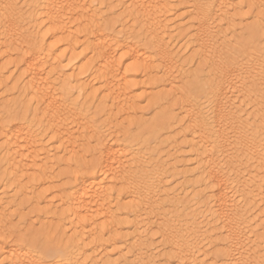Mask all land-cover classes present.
Instances as JSON below:
<instances>
[{"label": "bare ground", "instance_id": "6f19581e", "mask_svg": "<svg viewBox=\"0 0 264 264\" xmlns=\"http://www.w3.org/2000/svg\"><path fill=\"white\" fill-rule=\"evenodd\" d=\"M170 1L172 0H30L28 4H24L25 7L17 8L12 0H0V91L3 90L2 95L0 92V165L4 168V180L10 185L16 184V194L11 195L12 197H7L5 192L0 193V236L9 234L17 238L24 232L25 229H18L20 221L17 228H10L13 224L8 222L9 213L5 212L6 206L11 205L13 208L10 202L21 196L22 204L24 202L31 205L28 206L32 207L39 225L38 231H31L34 233L27 234L21 240L33 244L30 249L23 246L27 245L25 242H0V264H29L31 260H42L43 264H155L158 261L152 260L153 255L152 259L142 256V251L147 249L144 238L148 235L151 238L158 236L159 244L169 247L162 255L158 253L163 264H261L264 261V63L260 65L254 61V66L252 64L243 69L232 56L239 49V55L242 54L241 51L246 54L248 49L244 39L238 42L241 40L240 34V37L236 36V32L240 30L236 23L243 21L240 10L246 8L242 6H259L257 3L261 0H253L252 3V0H240V7L239 1L236 6L233 0H196L191 5V12L188 8L193 24L189 23L193 36L191 43L195 46L193 57H203L200 64L209 63L211 72L206 77V83L200 80L204 76L196 75L198 72L183 75V79H190V82H185L188 84V88L184 85L186 90L182 86L180 88L187 91L186 97L187 94L190 96L189 92L203 93L209 88L207 97L213 103L212 112L210 111L212 116L208 115L212 119H209L211 124L210 121H207L209 124L203 123L199 115L198 121L195 118L191 120V124L188 121L190 129L186 133L191 137L188 146L189 150L194 149V172L198 170L192 191L189 190L190 193H184L183 196L173 194L172 200L166 199L171 201L166 205L163 201L168 193L164 194L162 191V195L159 191L150 190L156 185L159 175L156 174L148 181V165H142L140 153L131 149L132 145L139 146L140 143L143 148L148 146L146 141H142L145 137L142 133L132 134V127L134 130L156 132L153 139L157 140L166 136L167 133L162 135L165 126L169 127L167 125L173 120L176 124L181 122L184 115H194L183 108V116L177 117L174 107H171L175 96L178 93L181 96L184 94L181 90L174 92L176 80H179L177 78L183 74V70L182 66L177 65L176 57H171L168 50L167 38L171 32L168 25L171 20H167V15L171 12ZM6 4L13 7L5 9ZM102 5L106 8L104 12L100 7ZM119 6L123 9L120 14L116 10ZM244 20L246 23V19ZM262 20L264 13L257 16L254 25H246L254 35L257 34L256 37L262 33L261 30L264 31L259 25ZM126 21L131 22L128 23L130 27L128 24L126 27ZM244 27L241 33L247 32L243 31ZM230 35L232 39L234 36L239 38L237 42L241 47L235 51L233 46L232 53ZM77 45L82 47V51L74 55ZM61 46L64 50L58 52ZM261 49H257L259 53ZM67 56V63H75L74 67L76 62L80 64L78 70L81 78L85 74L87 77L88 74L91 76L88 83H81L82 80L76 74H65L69 66L60 65ZM244 57L246 60L250 58ZM208 58L212 61H208ZM257 58L259 63L264 61ZM75 70L77 71L76 68ZM160 72L161 77H157ZM96 85L98 87L94 88ZM162 85L163 89H169L157 92L156 102L150 109L151 113L162 111L166 114L157 123L155 119H145L146 112L138 110L137 104L142 99L140 96L143 97ZM137 89L141 91L134 96ZM253 93L255 100L250 106L251 110H248L245 102L249 103ZM10 96L15 98L7 102ZM94 105L95 117L106 115L108 122L105 124L108 126L114 122V110L127 115L125 126L121 123L112 126L115 128L113 133H119L116 134L118 136L112 133L115 137L112 143L104 142L100 128L104 125L102 117L101 120L98 118L102 123L97 124L96 118L91 119L86 114ZM81 106L83 110L80 109ZM138 111L143 114L138 113L140 117L133 119L132 115ZM115 119L117 120L116 116ZM203 126H210L208 130L211 131V140L207 138L208 135L204 136ZM110 128L109 126V130ZM159 130H162L161 134ZM47 137L53 146L51 150L43 147L42 140ZM146 148L150 149L149 146ZM58 151L66 154L63 155L64 158L68 155V158L56 157L61 153ZM53 152L56 154H51ZM61 165H65L67 172L60 174L62 169H57L56 174L64 179L60 187L53 188L52 184L55 182L51 181L56 176H51L54 167L61 168ZM185 165L188 164L173 166V170L179 171L178 168ZM183 170L182 168L178 173L186 176L188 171ZM24 180L27 182L22 184ZM140 180L143 183L138 185ZM2 182L4 183L3 180ZM47 184V188L41 192H37L39 188L37 191L33 190L32 185L44 187ZM28 187L37 193L32 192L29 196L31 190ZM141 193H144L143 196ZM50 196L48 205L46 201ZM52 200L56 202L53 203ZM42 201L47 204L44 211L39 207ZM192 202L198 204L200 210L205 209L204 212L202 210V214L206 215L201 223H197L201 220H197L201 212L197 215L193 207L184 220L189 225L183 228L184 225L183 229L177 221H174L175 224L164 222L165 219L161 221L164 216L163 206L170 209L175 205L184 207ZM54 204L55 207H52ZM16 206L18 209L19 205ZM190 207L188 208L191 209ZM184 210L186 211V207ZM19 213V218H22ZM11 214L14 216L13 212ZM41 214L50 217L44 219ZM154 218L162 222L156 228L155 223L152 224ZM151 226L156 229L154 232ZM44 240L53 242L51 246H46ZM155 246L154 248L158 247ZM130 248L133 251L136 248L137 253L132 255L130 250L129 258L125 251ZM163 249L166 250L165 247ZM110 253L117 258L114 261H104L105 257H111Z\"/></svg>", "mask_w": 264, "mask_h": 264}, {"label": "rangeland", "instance_id": "374dc122", "mask_svg": "<svg viewBox=\"0 0 264 264\" xmlns=\"http://www.w3.org/2000/svg\"><path fill=\"white\" fill-rule=\"evenodd\" d=\"M15 4H16V6H17V8H23V7H25V5L26 4H28L29 2H30V0H12ZM180 2V0H177V1H175V0H172V1H170L171 3H170V5H169V7H170V10H171V12H170V14L171 15H173L172 17H171V15L170 14H168L167 15V20L170 22V20H171V22H170V24H169V22L167 21V23L169 24H167L168 26H170V27H168V30H170L171 32H169V37L167 38V42H168V50H169V52H171L170 53V56L172 57H176L175 59V61L177 62V65L179 64L180 66H182V70H183V74H182V71H181V74L182 75H180V77H178L177 79H179V80H176L177 81V83L174 85V87H175V89H174V92L175 93H177V91L179 92L180 90H181V92H182V94H184V95H180V93H178L176 96H175V98H174V100H172L171 101V107H174V114L177 116V117H182L183 115H182V111H184V109H188V110H190L189 112H192V114L191 115H193V117H191L190 115L189 116H186V115H184L183 116V118H182V120H181V122L180 123H176V124H174V120L170 123V125H171V127H170V125H167V126H169V127H166L165 126V131H163V134L162 135H164V134H166V136L164 135V136H161L159 139H153V134L154 133H156V132H152V131H150V132H146V131H143V130H134L133 129V127L131 128L130 126L128 127V129L129 128H131V131H132V134L133 135H135L136 134V132H139V133H142L145 137L142 139V141H146V143L145 144H147L148 146H149V148L150 149H148V148H146V147H148V146H146V147H144L146 150H144V148H143V144L141 145V143H140V145H141V149L139 150V148H140V145L139 146H137V144L136 145H132L131 146V149L134 151V152H136V150L138 151V153H140V156H139V154H138V156L139 157H141L140 159V161L142 162V165L144 164L145 166L146 165H148V170H149V174L148 175H150L149 176V178H148V181H149V179H151L152 180V178H153V176H157L156 174H158L159 176V178H158V185H157V182H156V185H153V188L151 187L150 188V190H152L153 192L155 191V192H158V193H160V194H162L163 195V192H164V194H167L168 193V197H165V199L164 198H162V199H164V201L163 202H166L167 204L166 205H168L169 204V202H171V201H166V199L167 200H172L171 199V197H172V195L174 194V195H178V194H182V196H183V194L184 193H186V194H189L190 192H189V190L190 191H192L191 189H192V186H193V181H195L196 180V175H198L197 174V172H198V170H196L197 172H194V170H195V168H196V163H195V161L196 160H194L193 158H194V154H193V150H192V148H191V150H189L190 149V146H188V144H189V141L191 140L190 138V136L187 134L188 132H189V129L190 128H188V126L191 124V120H193L194 118L195 119H197V121H198V116L197 115H199V117L201 118V121L203 122V123H205V124H211L212 122H211V118H209V116H212V114H211V112H212V108H213V103L211 102V99H208L209 97H207V94H209V88L207 89L208 91H204L203 93L202 92H200V93H196V91H194V92H189V94H190V96L193 94V96H188V94H187V97H186V94L185 93H187V91H185L188 87V84L186 85L185 84V82L187 81V83H188V81L190 82V79H187V80H185V78L183 79V77H185V76H183V75H191V74H195L196 72H198V73H196V75H201L200 77H202V76H204V77H202V79L200 78V80H202V82L204 81V83H206V77H208L209 76V74H210V64L208 63V64H204L203 65V62L200 64V62H201V60L203 59V57H197V56H195V57H193L195 54H193L194 53V51L193 50H195V49H193L195 46H194V43L192 42L191 43V39H192V37L193 36H191L192 35V27H190L189 25V23H191V25H193L192 24V18H191V16L189 15L190 13H189V11L191 12L192 11V6H193V3H195L196 2V0L194 1V0H181V4H179V2ZM191 3H190V2ZM236 1V2H235ZM233 0V4L234 5H238L239 7L242 5V4H240L241 2H240V0ZM239 1V2H238ZM248 1V0H247ZM249 1H251V0H249ZM237 2H238V4H237ZM253 2V0L251 1V3ZM262 2V3H261ZM173 3V4H172ZM245 3V2H244ZM25 4V5H24ZM190 4V5H189ZM259 6H255V4L253 5L254 7H247V5H245L244 4V6H242L243 8H245V6H246V8L245 9H243V10H240V12H241V14L243 15L242 16V19H243V21H245L244 19H246V23L245 22H243L242 20V22L243 23H240V22H238L237 21V23L236 24H239V25H241V27L239 26V25H237L236 27H237V29H238V27L240 28V30H238L237 32H236V36H238V37H240L241 36V40L240 41H238V42H241V41H244L246 44H247V46L246 47H248V49H247V51H246V54L245 53H243V51H241V55H239L240 53H238V52H240V49L239 48H241L239 45L240 44H238V42H237V39L239 40V38H236V36H234L233 37V39H232V37H231V35L229 36V38L231 37V41H232V43H231V41H230V44H231V48H232V51H231V53L234 51L233 50V46H234V49H235V51H238V49H239V51L238 52H236V58H235V55H233L232 54V56H233V58L236 60H234L235 62H236V64L237 65H239L240 67H243V69H245V68H249L250 66H252V64H253V66L255 65V64H260V65H262L263 63H264V61H260L261 63H259L257 60H258V58L257 57H259V59L261 58V60H264V51H263V45H264V31L263 30H261L262 31V33L260 32L259 34H261V35H259L258 34V37H256V35H254L251 31H250V28L248 29L247 27H246V25L249 27L250 26V24H253L254 25V22L256 21V18H257V16L258 15H260L261 13H264V6H263V4H264V0L262 1H259L258 3H257ZM95 6H96V4H94ZM178 5H179V7H178ZM192 5V6H191ZM262 5V6H261ZM261 6V8H259ZM101 7V10L104 12V11H106V8L104 7V5H102V6H100ZM255 7H256V9H255ZM103 8V9H102ZM190 10H189V9ZM249 8H250V10H249ZM253 8L255 9V10H253ZM258 9V10H257ZM260 9H261V11H260ZM263 9V10H262ZM116 10L119 12V14L123 11V9H122V7L121 6H119V8L117 9L116 8ZM173 10V11H172ZM189 10V11H188ZM257 10V11H256ZM174 11H175V13L176 14H174ZM263 11V12H262ZM118 12H117V14H118ZM253 13V14H252ZM187 15V16H186ZM170 17V18H169ZM252 17V18H251ZM170 19V20H169ZM189 19V20H188ZM188 20V21H187ZM252 20H254L253 21V23H251L252 22ZM178 21V22H177ZM191 21V22H190ZM264 20H262L261 22H260V24L259 25H261V29H264V27L262 28V26H264ZM22 23V26L24 25L23 24V22L22 21H20V24ZM131 23L130 21H126V27H130V25L129 24ZM263 25H262V24ZM127 24H128V26H127ZM187 24H188V26H187ZM252 25V26H253ZM243 26H245L244 28L246 29H244L243 31L244 32H246V33H241V29L243 28ZM182 29H184V30H182ZM181 31H183V32H181ZM249 31V32H248ZM139 32H142V31H139ZM138 32V33H139ZM191 32V33H190ZM173 34V35H172ZM189 34V35H188ZM239 34H240V36H239ZM185 35L187 36V37H185ZM244 35V36H243ZM189 36V37H188ZM171 37V38H170ZM245 37V38H244ZM261 37V38H260ZM242 39H244V40H242ZM263 39V40H262ZM235 40H236V42H235ZM255 40H259V41H255ZM234 41V42H233ZM188 42V43H187ZM229 43V42H228ZM192 44V45H191ZM232 44H234V45H232ZM238 47V48H236V46ZM78 46V45H77ZM79 47V48H78ZM77 47V49H76V51L74 52V55H78V54H80L81 53V51H82V47L81 46H78ZM146 48H148L149 49V47H146ZM191 48V49H190ZM262 48V49H261ZM60 50L58 51V52H62L63 50H64V48L61 46L60 48H59ZM182 49V50H181ZM185 49H186V51H185ZM237 49V50H236ZM256 49V50H255ZM257 49H261V52L260 53H262V54H260L259 53V51L257 50ZM175 50V51H174ZM185 51V52H184ZM258 53H257V52ZM57 52V53H58ZM168 52V53H169ZM193 52V53H192ZM255 52H256V54H255ZM252 53V54H251ZM193 54V55H192ZM237 54H238V56H237ZM253 54H254V57H253ZM260 54V55H259ZM244 55L245 56H247L249 59H247L246 60V57H244ZM250 55H252V56H250ZM255 56H257V57H255ZM261 56V57H260ZM68 57V58H67ZM67 57H65V58H67V59H65L64 58V60H62L61 62H63L64 61V63L62 64V65H60V66H63V67H67V66H69V67H71V68H66V75H69V74H76V75H78V78H79V80L81 79L82 80V82L81 83H83V84H86V83H88L89 82V79L91 80V76L88 74V77H87V74H85V75H83L82 77L83 78H81V76H79L80 75V71L78 70V68H79V66H80V64H78V62H76L77 64L75 65V67H74V64H69V63H67L68 61H69V56H67ZM193 57V58H192ZM238 57L239 58H241V59H238ZM198 58V59H197ZM243 58H244V61L246 62H244L243 61ZM253 58H254V60H253ZM200 59V60H199ZM238 59V60H237ZM253 60V61H251V60ZM256 59V60H255ZM195 60H197V61H195ZM208 61H212L211 60V58L209 59H207ZM240 60V61H239ZM10 61H12V60H10ZM255 61V64L254 63H252V62H254ZM6 63H7V61H5ZM239 62H241L240 64H239ZM242 62H243V64H242ZM251 62V63H250ZM249 63H250V65H249ZM194 64V65H193ZM201 65V66H200ZM207 65L209 66V67H207ZM241 65H244V66H241ZM247 65H249L248 67H246ZM78 66V67H77ZM206 66V67H205ZM264 66V64L262 65V67ZM9 67V66H8ZM245 67V68H244ZM11 68V67H10ZM9 68V69H10ZM72 68H74V69H72ZM75 68L77 69V71L75 70ZM203 68V70H201ZM208 68V69H207ZM70 69V70H69ZM11 70V69H10ZM68 70V71H67ZM72 70V71H71ZM199 70H201L200 72H199ZM71 71V72H70ZM74 71L76 72V73H74ZM203 71V72H202ZM207 72V73H206ZM7 75L6 76H8V73H6ZM157 74V73H156ZM158 74H159V76H158ZM156 76L157 77H161V72L160 73H158ZM206 74V75H205ZM154 75V74H153ZM178 75V74H177ZM177 75H175V76H177ZM5 75H4V77H6ZM86 76V77H85ZM182 76V77H181ZM205 78V79H204ZM210 78V77H209ZM208 78V80H207V83H209L210 82V79ZM87 80V81H86ZM183 82H181V81ZM179 82V83H178ZM183 85H182V84ZM191 83H194L193 81L191 82ZM178 84V85H177ZM184 85H186L185 87H187L186 89H185V87H184ZM177 86V87H176ZM183 87L182 89L180 88V87ZM98 86L96 85V87L94 86V88H97ZM165 87V86H164ZM179 88V89H178ZM207 88V87H206ZM157 89V88H156ZM154 90V91H152V92H150V93H148L149 94V96H148V94L147 95H145V96H143V97H145V98H143L142 96H140V98H142V99H140V100H138V101H140V102H138V104H137V107L139 108L138 110H142L145 114H146V116H144L145 117V119H148V120H153V119H155V120H157L156 122L158 123L159 122V119L160 118H164L165 116H166V114H164L162 111H157L156 113H151V106L156 102V98H155V95H158L159 93H161L163 90H165L166 91V89L168 90L169 88H164L163 89V85L160 87V88H158L157 90ZM178 89V90H177ZM138 91V92H137ZM141 90H139V89H137V90H135L134 91V93H136V94H134V96L135 95H137V94H139V92H140ZM160 91V92H159ZM185 91V92H184ZM1 92V95H2V92H3V90L2 91H0ZM157 92H159L158 94H157ZM208 92V93H207ZM202 93V94H201ZM204 94V95H203ZM0 95V96H1ZM205 95H206V97H205ZM199 96V97H198ZM200 96H201V98H200ZM204 96V97H203ZM209 96V95H208ZM75 97V96H74ZM184 97V98H183ZM198 97V98H197ZM202 97H203V99H202ZM9 98V99H8ZM7 98V102H9L8 100H13V98H15V97H8ZM11 98V99H10ZM186 98H189V99H186ZM191 98H193V99H191ZM194 98H196V99H194ZM206 98V99H205ZM184 99V100H183ZM208 99V100H207ZM79 100L81 101L82 99L81 98H79ZM176 100H178V101H180V102H178V101H176ZM194 100V101H193ZM250 100H251V102H250ZM253 100H255V93H253L252 95H251V97H250V99H249V103H247L248 101H246L245 103V105H247L245 108H249L248 110H251V105H252V103L254 102ZM175 101V102H174ZM187 101V102H186ZM191 101V102H190ZM197 101V102H196ZM208 101V102H207ZM209 101H210V103H209ZM257 101V100H256ZM255 101V102H256ZM184 102V103H183ZM186 102V103H185ZM191 103V104H190ZM209 103V104H208ZM251 103V104H250ZM185 104V105H184ZM249 104V105H248ZM175 105V106H174ZM179 105H181V106H179ZM183 105V106H182ZM191 105V106H190ZM212 107H211V106ZM185 106V107H184ZM186 106H188V107H186ZM193 106H194V108H193ZM209 106V107H208ZM249 106V107H248ZM94 107H95V105L92 107L93 109H91V111H89L88 113H86V114H89L88 116L91 118V119H95L96 117H95V114H94V112H95V109H94ZM182 107V108H181ZM184 108V109H183ZM190 108V109H189ZM211 108V109H210ZM80 109H84L83 108V106H81V108ZM178 109V110H177ZM176 110V111H175ZM191 110H193V111H191ZM140 112V111H138L137 112V114L138 113H142L143 114V112ZM196 111H198V113H196ZM211 111V112H210ZM112 112H113V110H112ZM112 112H111V114H112ZM182 112V113H181ZM124 114V112H121V113H117V111L116 110H114V112H113V117H112V121H114L112 124H110L109 126L111 127L110 128V130H109V126L108 125H106L107 124V122H108V120H107V116L106 115H103V114H101V116H100V118L102 117V122L104 123V129H102L103 128V126L102 127H100L101 128V132H102V134H103V139H104V142L105 143H112L113 141L112 140H114L115 139V137H113L114 135L115 136H118L119 135V133H118V131H115V132H117V133H113V130H115V128L113 127L112 128V126H114L115 124L116 125H119L120 123H121V125L122 126H125V123H126V114ZM119 114H121V115H119ZM133 114L132 115V117H133V119H137L138 117H140V114ZM180 114V115H179ZM104 116V118H103V116ZM202 115H204V116H202ZM209 115V116H208ZM115 116H116V118H117V120L115 119ZM122 116V117H121ZM135 116H137L136 118H134ZM94 117V118H93ZM98 117V116H97ZM187 117H189V118H187ZM99 118V117H98ZM98 118H96L95 119V121H97L98 120ZM99 118V119H100ZM184 118H185V120H184ZM206 118V119H205ZM107 121H106V120ZM122 119V120H121ZM209 119H211V120H209ZM101 120V119H100ZM105 122H104V121ZM124 120V121H123ZM206 122H205V121ZM188 121H190V124H189V122ZM209 123H208V122ZM102 122H100L99 120H98V122H96L97 124H101ZM116 122V123H115ZM124 122V123H123ZM156 122H154V123H156ZM106 123V124H105ZM188 123V124H187ZM124 124V125H123ZM174 124V125H173ZM198 124H199V122H198ZM73 126V125H72ZM72 126H70V127H72ZM101 126V125H100ZM108 128V129H106V127ZM187 126V127H186ZM205 127V130H207L206 132H205V130H204V136H207L208 135V137L207 138H209V140H211L210 139V137H211V131L210 130H208L209 128H210V126H203V128ZM166 128H168L169 130H167ZM192 128V127H191ZM106 129V130H105ZM130 130V129H129ZM146 130H148V129H146ZM186 130V131H185ZM109 131H111V132H109ZM182 131V132H181ZM208 131H210V132H208ZM159 132V134H161L162 133V130H161V132H160V130L158 131ZM165 132V133H164ZM187 132V133H186ZM110 133V134H109ZM112 133L114 134L113 136H112ZM171 133H172V135H171ZM176 133V134H175ZM183 133V134H182ZM184 133H186L187 134V136H185L184 135ZM206 133V134H205ZM116 134H118V135H116ZM149 134V135H148ZM178 134V135H177ZM181 134V135H180ZM170 135V136H169ZM174 135V136H173ZM195 135V134H194ZM110 136V137H109ZM169 136V138H167ZM173 136V137H172ZM177 136H179V138H180V141H179V138L177 137ZM196 136H197V134H196ZM111 137L113 138V139H111ZM164 137V138H163ZM175 137H176V139H175ZM182 137H183V140H182ZM187 137V138H186ZM45 138V137H44ZM43 138V140H42V142L44 143L43 144V147L47 150H51V149H53V146L52 145H50L51 143L50 142H48V140H49V138L47 137V139H44ZM163 138V139H162ZM173 138V141H171V139ZM189 138V139H188ZM152 139L155 141H152ZM160 139H161V141L162 142H164V143H162V142H160ZM166 139V140H165ZM167 139H169V140H167ZM175 139V140H174ZM185 139V140H184ZM159 140V141H158ZM189 140V141H188ZM108 141V142H107ZM151 141H152V144H151ZM165 141H167V143L165 142ZM168 141L171 143V144H168ZM176 141V142H175ZM150 142V143H149ZM158 144H157V143ZM174 142H175V144H174ZM178 142V143H177ZM187 142V143H186ZM47 143V144H46ZM120 143V142H119ZM156 143V144H155ZM162 143V144H161ZM177 143V144H176ZM46 144V145H45ZM120 144H122V143H120ZM132 144H134V143H132ZM144 144V145H145ZM150 144H151V146H150ZM155 144V145H154ZM48 145H50V146H48ZM91 145H93V144H91ZM135 146V147H134ZM137 146V147H136ZM183 146V147H182ZM189 147V148H188ZM51 148V149H50ZM136 148H138V149H136ZM144 151H143V150ZM152 149V150H151ZM142 150V151H141ZM177 150V151H176ZM142 153H141V152ZM171 151V152H170ZM190 151V152H189ZM59 152H61V151H58V153ZM55 152H53V153H51V154H54ZM50 154V155H51ZM56 154V153H55ZM154 154V155H153ZM0 155H1V153H0ZM59 156H56V157H60L61 158V156L63 157V159H66V158H68V155H67V157L66 158H64L65 156H63V155H66V154H63V152H61L60 154H58ZM146 155V156H145ZM190 155V156H189ZM191 156H193L192 158H190ZM183 157H184V159L185 160H183ZM184 161V163H182ZM181 164H188V165H185L184 167H179L178 169H179V171H177V169L175 170H173V166H177V165H181ZM188 162V163H187ZM194 162V163H193ZM190 163H192L195 167H193V165L192 164H190ZM175 164V165H174ZM177 164V165H176ZM190 164V165H189ZM65 165H61V168H60V166L58 167V168H56V167H54V169L56 170H54V172H53V174H52V176L51 177H54V176H56L57 177V175L59 176L60 174H64V173H66L67 171H66V169H65V167H64ZM192 166V167H191ZM2 167V165H0V168ZM153 167V168H152ZM151 168V169H150ZM182 168L184 169V170H186V171H188V174H189V176H188V174L186 175V176H181L180 175V173H178V172H181L182 171ZM57 169H58V171L60 170V169H62L61 170V173L60 174H56L58 171H57ZM157 169V170H156ZM161 171H160V170ZM171 171H170V170ZM181 169V170H180ZM191 169H192V172H191ZM3 170H4V168L2 167V170L0 169V193H2V192H5V195L7 196V197H9V196H13V194H16V188L14 187L16 184H13V185H10V183L8 184L7 183V181H6V179L4 180V176H2L3 175ZM147 170V171H148ZM152 170V171H151ZM183 170V171H184ZM154 171L156 172V173H154ZM159 171H160V174H161V172L163 173V174H161V176H160V174H159ZM170 171V172H169ZM150 172H152V173H150ZM176 173V174H175ZM56 174V175H55ZM153 174V175H152ZM174 174V175H173ZM196 174V175H195ZM54 175V176H53ZM151 175H152V177H151ZM170 175H171V177H170ZM191 175V176H190ZM193 175V176H192ZM2 176V177H1ZM55 177V178H56ZM160 177H161V179H160ZM182 177V178H181ZM186 177H187V180H186ZM55 178H53L52 179V181L51 182H55V183H53L52 185H53V188H58V187H60L61 186V184L63 183V179H61L60 178V176L58 177V178H56V180H55ZM61 180H60V179ZM169 178V179H168ZM181 178V179H180ZM185 178V180L183 181V179ZM188 178H189V181H188ZM58 179V180H57ZM2 180L4 181V183L2 182ZM172 180V181H171ZM61 181V182H60ZM147 181V182H148ZM188 181V182H187ZM191 181V182H190ZM27 182V180H24V182H22V184H25ZM60 182V183H59ZM143 183V181H138V185H140L139 183ZM165 182V183H164ZM170 182V183H169ZM175 182V183H174ZM185 182V183H184ZM8 184V185H6V184ZM149 183V182H148ZM191 183V184H190ZM4 184V185H3ZM55 184V185H54ZM183 184V185H182ZM182 185V186H181ZM186 185H188V186H186ZM189 185H190V187H189ZM2 186V187H1ZM4 186V187H3ZM7 186V187H6ZM10 186H13L12 188L14 189V191H12V188L10 187ZM28 186H30V185H28ZM32 186H34V188H36V189H34L33 188V190H36L37 191V189H38V191L37 192H41L42 190H45L46 188H47V186H48V184L47 185H44V187L43 186H41V187H38V185H32ZM37 186V187H36ZM46 186V187H45ZM154 186H156V187H154ZM140 187H142V186H140ZM176 187V188H175ZM185 187V188H184ZM31 190V193H29L28 195L29 196H31L32 195V192H35V193H37L36 191H33L32 189H31V187H28V190ZM159 189V190H158ZM162 189V190H161ZM188 189V190H187ZM183 190V191H182ZM186 190V191H185ZM163 191V192H162ZM166 191V192H165ZM143 194L144 193H141V195L143 196ZM169 195H171V196H169ZM173 195V196H174ZM11 196V197H12ZM21 196V195H20ZM51 197L52 196H50L48 199H47V201L46 200H44V201H46V203H48V201L51 199ZM20 198V199H19ZM9 199V198H8ZM17 200V201H16ZM22 196L21 197H18V199L16 198V199H14L13 201H15V202H13V201H11L10 203L13 205V208L11 207V205L10 206H6V208H5V212H6V214L7 213H9V214H7V219H8V222L10 223V221H11V223L10 224H13V225H10V228L11 229H13L14 227L15 228H17V226H18V223H19V221H20V223H19V226H18V229L20 228L21 230H23V229H25L24 230V232H22V233H20L19 235H18V237L17 238H15L14 237V235H11V237H14L15 239L13 240V241H10L11 243H20L21 242V240H24L23 238H25L26 237V235L27 234H29V233H34V232H31V231H38L39 230V225H38V223H37V216H34V215H36L35 213H34V211L32 210V207H29L28 205H30V204H28L27 205V203H24L23 202V204H22ZM9 201V200H8ZM44 201H42L41 202V206H40V204H39V207L41 208V209H43V211L45 210V208L47 207L46 205L47 204H45V202ZM126 201V200H125ZM18 202H20V203H18ZM44 202V203H43ZM52 202L54 203V202H56V201H54V200H52ZM51 202V204H53ZM15 205H14V204ZM55 204H57V203H55ZM55 204L52 206V207H55ZM16 205H19V207H18V209H17V206ZM20 205H21V208H20ZM27 205V206H26ZM48 205H49V203H48ZM31 206V205H30ZM32 206H33V204H32ZM189 206H191L190 208L191 209H189L188 207ZM199 205L197 204V205H195V202L193 203H191L190 205H186V206H180L179 207V205H178V207L180 208H178L177 207V205H175L174 207H171L170 209H169V207L167 206H163V211L165 212H163V214H164V216H163V214L162 215H160V218H161V221H164V219H165V221L164 222H169V223H174V221L176 222V223H179V226L182 228L184 225V227L183 228H185L186 226H188L189 225V222H184V220H185V218H187L188 216V214H189V212H190V210H193V208H195L194 210H196L195 211V213L198 215L200 212H201V214H202V210H203V212H204V210L205 209H202L201 208V210L199 209L200 208V206L198 207ZM24 207V208H23ZM26 207V208H25ZM28 207V208H27ZM166 207V208H165ZM185 207H186V211L184 210L185 209ZM193 207V208H192ZM197 207V208H196ZM167 208H168V210H167ZM176 208H178V210H176L175 211V209ZM181 208H183V209H181ZM7 209V210H6ZM20 209V210H19ZM23 209H24V211H23ZM25 209H26V211H25ZM29 209H31V210H29ZM165 209V210H164ZM9 210V211H8ZM14 210V211H13ZM19 210V212L22 210V212H18L19 214H20V216H22V218L20 217L19 218V215H18V213H17V211ZM187 210H189V211H187ZM16 211V212H15ZM28 211H30V212H28ZM168 211V212H167ZM170 211V212H169ZM172 211V212H171ZM174 211V212H173ZM11 212H13V214H14V212H15V214H14V216H12V214H11ZM161 212V211H160ZM181 213V215H180V213ZM184 214H183V213ZM188 212V213H187ZM26 213V214H25ZM170 213V214H169ZM174 215V216H172V214ZM17 214V215H16ZM167 215V217H165L166 215ZM169 214V215H168ZM186 214V215H185ZM201 214H199L198 216H197V220H199V219H201V220H199L197 223H201L203 220H204V217L203 216H205L206 214L204 213V215L202 214V216H201ZM23 215H25V216H27L26 218H24L25 216H23ZM42 216H41V218H46L47 217V219L50 217V215H46V214H41ZM172 217H174V218H172ZM180 215V216H179ZM182 215H183V218L184 219H182ZM9 216H11L10 218H9ZM168 216H169V218H168ZM187 216V217H186ZM200 216H201V218H200ZM178 217H180V219H178ZM14 218V219H13ZM24 218V219H23ZM44 218V219H45ZM120 218H122V216H120ZM167 218V219H166ZM171 218H172V220H171ZM257 218V220H258V217H256ZM256 218H255V221H256ZM20 219V220H19ZM23 219V220H22ZM26 219V220H25ZM181 219H182V221H181ZM25 220V221H24ZM154 220H155V222H154ZM250 220H252V218H250ZM22 221H24V223L22 222ZM27 221V222H26ZM43 221H46V220H43ZM159 220H157L156 221V219L154 218L153 220H152V224H154L155 225V228L158 226V225H160V222L161 221H159ZM171 221V222H170ZM22 222V223H21ZM183 224H181V223ZM257 222V221H256ZM162 223V222H161ZM188 223V224H187ZM253 223H254V221H253ZM258 223V222H257ZM35 224L37 225L36 227H35ZM175 224V223H174ZM181 224V225H180ZM187 224V225H186ZM15 225V226H14ZM33 225V226H32ZM154 225H153V227H154ZM13 226V227H12ZM254 226V225H253ZM28 227V229H30V230H28V229H26ZM33 227V228H32ZM152 226H151V230L153 231L155 228H153ZM153 228V229H152ZM182 228V229H183ZM156 230V229H155ZM152 231H150V234L152 233ZM129 232H131V231H129ZM154 232V231H153ZM6 235H8L9 236V234H6ZM155 237V236H154ZM156 237H158V236H156ZM155 237V238H156ZM148 238V239H147ZM153 238V237H152ZM151 238V236H149L148 235V237H146V238H144V240L146 241V247H147V249L146 250H144V251H142L141 253L143 254L142 256H145V257H147L148 256V258H151L152 259V255H153V261H154V259H156V261L155 262H157V263H155V264H159V262H160V260H161V255L166 251L167 252V249H169V247H167V246H162V245H160L161 243H160V239H159V237L155 240V238H153L152 239ZM148 240V241H147ZM149 240H151L150 242H149ZM152 240H153V243H152ZM154 241H155V243H154ZM9 242V243H10ZM52 240H44V245H46V246H51V244H52ZM27 245H23V246H25L26 248H31V247H33V244H28V242L26 241L25 242ZM148 243V244H147ZM150 243V244H149ZM160 243V244H159ZM151 244L153 245V246H151ZM156 245V246H155ZM157 245H158V247H157ZM154 246L155 247H157V248H154ZM159 246H161V248L159 247ZM153 247V248H152ZM165 247V249L166 250H164L163 248ZM150 248H151V250H150ZM133 248H130V249H128L127 251H125V253H127V255H126V257L128 256L129 258H130V250H131V254L132 255H135L136 253H137V251L135 252V250H136V248H134L135 250L133 251L132 250ZM153 249V250H152ZM161 249H163L164 251L162 252V250ZM109 250H110V248H109ZM149 251V253H148V251ZM129 251V252H128ZM160 251V252H159ZM133 252V253H132ZM135 252V253H134ZM145 252V253H144ZM147 253V254H146ZM161 254V255H159V254ZM111 255V257L109 258V257H105L103 260L104 261H106V262H109V261H114L117 257H116V255H114L113 256V254L112 253H110ZM146 254V255H145ZM154 255H155V257H154ZM157 255V256H156ZM158 255H159V257H158ZM116 257V258H115ZM157 257V258H156ZM109 258V259H108ZM158 258H160V259H158ZM108 259V260H107ZM0 260H1V258H0ZM128 262H130V259L128 260ZM152 264V263H151ZM160 264H163V262H162V260H161V263Z\"/></svg>", "mask_w": 264, "mask_h": 264}, {"label": "snow or ice", "instance_id": "6c2138e0", "mask_svg": "<svg viewBox=\"0 0 264 264\" xmlns=\"http://www.w3.org/2000/svg\"><path fill=\"white\" fill-rule=\"evenodd\" d=\"M5 9H9L11 7H13L12 5H4ZM15 238L14 237H11V236H8V235H3V236H0V242H4V243H8L10 241H13ZM22 243L25 242V241H21ZM29 264H43V261L42 260H31L29 261ZM261 264H264V261H261Z\"/></svg>", "mask_w": 264, "mask_h": 264}]
</instances>
